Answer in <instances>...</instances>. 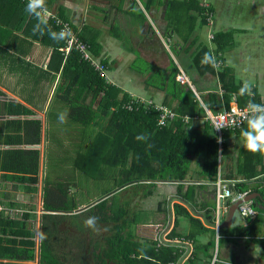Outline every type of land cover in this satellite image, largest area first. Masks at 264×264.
Listing matches in <instances>:
<instances>
[{"label": "crops", "instance_id": "obj_1", "mask_svg": "<svg viewBox=\"0 0 264 264\" xmlns=\"http://www.w3.org/2000/svg\"><path fill=\"white\" fill-rule=\"evenodd\" d=\"M22 1L27 2V0ZM198 1L207 9L213 8V13L206 14V25L203 27L199 25L197 19L195 30L190 36L189 32L194 20H189V16L198 18V12L180 11L174 19L177 30H179L175 32L171 28V30L168 29V0H47L49 5L46 9L52 16L48 17V22L54 21V25L50 28L58 27L55 19L66 22L80 39L83 36L85 41L95 45L96 53H93L95 59L108 65V70L104 72L108 81L127 93L131 97V102L140 100L145 101V104L153 102L163 105V102L167 100L170 107L163 106L178 113L175 109L179 100L172 96L170 86L163 78L171 62H174L179 70L176 81L181 86H188L198 98L208 97L211 93L218 94L221 104L217 113L226 111L232 106H239L235 94L232 95L229 108L224 106L222 101L224 91L215 75L211 73H206L204 76L199 75L194 64V57L202 46H206L210 51L215 71L218 73L224 67L230 68L237 81L242 82L247 88L248 95L252 98L257 95L261 102L258 104H264V0H250V5L243 0ZM207 15L208 18L212 16V24L208 22L209 20L207 21ZM236 16H241L242 19ZM228 31L234 32V40L224 51H220L215 43L216 34ZM16 34L20 33L16 31ZM15 41V51L0 44V49L6 50V53L0 51V91L2 92L0 112L4 113L6 110V105H3L6 102H16L24 105L32 114L26 116L0 114V129L3 127L2 123L9 120H40L42 124L41 141L40 144L35 145H0V149L39 150V169L38 180L35 183L27 179L21 181L8 179L5 173L0 171V218L17 221L23 219L25 214H31L32 217L28 220L32 225V236L29 239L34 242V259L31 261L0 260L1 262L41 264L44 254L42 243L47 240V254L52 255L62 264H117L116 258H110V252L112 248H117L119 243L123 242H120L118 237L120 222L117 217L113 218V215L118 214L120 209L126 208L128 212L121 222L126 221L127 227L129 222L140 224L134 236L127 235L128 229L125 228L126 244L147 245L150 248L156 247V250L174 249V259L166 262L157 261V264H264V245L262 242H256V240L264 239V223L260 225L261 231L257 235L237 233L239 227H246L249 224L247 219L257 218L258 215L254 218H242L239 210L240 203L233 218L229 221L230 208L239 202H232L228 199V205L224 204L225 208L220 212V224L217 226L216 184L218 180L227 181L233 192H239L234 186L236 182L242 180V177L237 174L238 162L242 158L240 155L244 150L238 142L242 139L241 132L226 131L223 140L224 149L220 152L216 132L206 120L209 112L216 113L208 107L204 115L196 117L178 113L181 116H189L190 122L186 123L179 119L170 122L166 127L180 121L188 126L187 131L190 134L203 141L207 140L205 126L209 125L212 128L219 148L215 182L211 183L202 175L205 164L209 161V154L204 151L193 158L189 179L183 183L185 191L189 186L194 188L193 197L190 196L186 201H181L177 193L178 182H158L151 194L149 192L152 189L147 186V183L125 187L133 190L129 196H138L139 199L135 197L130 200L128 196H125L120 205L115 206L114 203L109 202L107 197H110L112 192L89 205L80 203V200L74 196L79 189L75 179L78 177L79 170L74 169L73 163L78 152L85 151L84 149L98 134L101 126L93 123L86 129L82 124L72 122L68 115L69 108L63 106L62 109V103L55 98L59 75L54 83L48 86L42 84L45 88L40 90L39 79L36 72L33 75L32 66L47 69V63L52 55L51 49H44L36 41H32V44H25L22 40ZM62 52L65 53V51ZM68 54L65 53V55ZM28 65L31 67L29 68ZM23 70H30V76L25 75ZM179 77H183L184 81L179 80ZM97 105L98 103L95 102L93 108L96 109ZM128 105L129 102L124 107ZM61 113L66 114L63 122L58 119ZM54 126H59L62 133H68L66 130L72 128L71 133H68L71 136V148L60 154L63 156V161H66V165L68 161H71L68 168L70 173L59 181L53 180L48 171L49 165L46 166L47 155L56 152V145L52 139L55 136ZM113 155L115 158L111 157L112 159L117 160L120 157L112 152ZM110 169L111 179L113 181L114 178L117 183L116 191H125L118 187L122 168L112 166ZM114 169H117V172L113 171ZM228 175H232L234 179H226ZM72 177L73 180L70 181ZM74 180L75 184H73ZM90 181L94 185L93 179ZM253 182L264 185V177L250 181V183ZM244 192L249 193L248 198L251 195L256 196L255 198L260 196L258 192L250 190ZM46 193L51 194L52 200L49 199L51 205L55 206L57 202L55 199L60 197L64 206L73 211L46 212L44 207ZM104 199H108L104 207L107 217L102 216L101 225L95 226L93 232L96 234L94 233V238H92L93 242L90 239L93 233L89 232V235H84L85 239H80L83 238L82 234L85 231L75 233L70 223L64 226L66 229L61 238L68 251L58 253L55 248L58 234L50 231L45 237L42 233L43 215L60 214L67 223V217L79 215L75 214L78 209L96 207ZM176 203L187 208L191 216L200 220L207 231L199 234L200 228L194 226L188 218L181 216L178 218L176 235L172 236L177 219ZM133 204H136L135 209L138 208L129 220ZM40 208L44 213L41 212V216L39 214L37 218L35 209ZM210 211H212L211 222L207 220V214ZM57 220L56 218L49 220V225L53 227ZM103 225L107 232L104 236H102L103 231H100ZM226 229L232 232L225 234ZM99 233L100 238L97 239ZM211 243L213 244L209 245ZM208 246L209 250L205 251ZM98 247L99 250L96 249ZM67 258H72V260Z\"/></svg>", "mask_w": 264, "mask_h": 264}, {"label": "trees", "instance_id": "obj_2", "mask_svg": "<svg viewBox=\"0 0 264 264\" xmlns=\"http://www.w3.org/2000/svg\"><path fill=\"white\" fill-rule=\"evenodd\" d=\"M25 4L26 2L22 0H0V44L15 51L14 40H16L15 42L22 40L25 44H32V41H36L44 49H51L52 55L47 63V69L32 66L33 75L35 72L37 73L40 90L45 88L42 84L48 86L54 83L57 75H59L55 98L62 103V109L63 106L69 108L68 115L72 122L82 124L86 129L91 127L93 123L101 126L98 134L84 149L85 151L78 152L73 163L74 169L82 172L88 179L99 180L106 175L104 172L107 168L121 167L122 176L120 178L122 179L120 180L121 183L118 184L119 189L147 183V186L152 189L150 194L157 187L158 182H178L177 193L181 201H186L194 195L192 186H189L185 191V185H183L189 179L190 165L194 157L206 151L209 154V161L205 164L202 175L204 178H208L211 183L215 182L219 148L209 125L205 126L207 140L203 141L190 134L187 131L188 126L180 121L174 122L168 127L160 128L158 126L159 111L154 106H147L140 100H136L133 110L124 107L128 102H131V97L124 93L121 88L110 83L105 73L96 70L93 64L84 60L82 54L75 48L68 55L61 51V48L67 44V37L64 40L55 41L49 37L47 31L43 34L38 31L33 32L36 20L25 13ZM47 5L49 4L45 0V6ZM191 10L198 12V18L189 16V20H194L189 36L195 30L197 19L201 27L206 25V14L213 13V8L203 7L198 0H168V29L171 28L175 32L179 31L175 24V17L179 15L180 11L189 13ZM48 24L49 26L54 25V21L50 20ZM51 29L60 30L58 27H51ZM16 31L20 34H16ZM81 40L94 56L96 53L95 45L85 41L83 36ZM233 40V31L218 32L215 37V43L220 51H224ZM0 51L6 53L4 49H0ZM194 58V64L200 76L211 73L219 80L224 91L222 101L227 109L234 94L238 98L240 107L246 106L249 101L261 103L257 95L253 98L248 95L247 88L241 93V88L245 87L242 82L237 81L230 68L224 67L218 73L215 71L210 51L206 46H202ZM101 65L105 71L108 70L107 63L101 62ZM28 66L31 67V65ZM23 73L30 76V70H23ZM178 73L177 66L171 62L170 68L165 71L163 77L170 86L172 96L179 100L175 109L178 113L191 117L204 115L205 108L202 105H207L214 113L219 111L218 107L221 103L218 94L211 93L208 97L200 96L198 98L192 89L188 86L183 87L176 81ZM0 95H2L1 91ZM95 102L98 103L96 109L93 108ZM3 105H6V110L4 113L0 112L2 115L26 116L32 114L28 108L20 103L6 102ZM163 105L170 107L167 100L163 102ZM2 125L0 145L40 144L42 129L40 120H9ZM245 127L246 123L243 129ZM242 130L234 132L239 133ZM112 152L118 154L119 159H112L111 157L115 158L114 155L112 156ZM252 153L244 149L243 154L240 155L242 158L240 157L241 160L239 158L237 174L242 177V180L236 182L234 187L239 192L250 190L260 193V196L253 200L258 216L254 218L255 220L247 219L249 224L237 229L239 235H257L261 231L260 225L264 223V185L250 183L255 178L264 177V155L260 152ZM39 157V150L0 149V171L4 172L8 179L16 181L27 179L35 183L38 180ZM226 179L233 180L234 177L228 175ZM49 199L52 200L51 194L46 193L44 206L46 212L73 211L64 206L60 197L55 199L57 201L55 206L50 204ZM107 201L108 199L101 200L96 207H105ZM125 204L127 205V203ZM175 211L177 219L172 236L176 235L178 218L181 216L188 218L194 226H198L200 228L199 234L207 231L201 221L192 217L182 204L176 203ZM127 212L126 208H122L118 214L114 213L113 215V218L117 217L120 222L118 237L119 241L123 243H119L117 248L111 249L110 258H116L117 264H157V261L166 262L175 258L173 248L156 250V247L150 248L147 245L126 244L124 239L127 238L124 232L125 228L128 227L126 221L121 222V220ZM30 217H32L31 214H25L23 219L17 221H7L0 218V260L31 261L34 259V242L29 239L32 236V225L28 220ZM53 218L60 219L62 215H43L42 233L45 237L50 231L56 232L59 227L57 223L53 227L49 225V220ZM207 220L212 221V211L207 214ZM231 232L226 229L224 233ZM256 242H262L264 245V239L256 240ZM209 248V246L206 247L205 251H208ZM42 249L44 254L41 264H62L52 255L47 254V240L42 243ZM0 264L14 263L0 261Z\"/></svg>", "mask_w": 264, "mask_h": 264}, {"label": "rangeland", "instance_id": "obj_3", "mask_svg": "<svg viewBox=\"0 0 264 264\" xmlns=\"http://www.w3.org/2000/svg\"><path fill=\"white\" fill-rule=\"evenodd\" d=\"M243 1L248 2V4L250 5V0H243ZM249 13L248 14L246 13V14L249 15ZM236 17L238 19H239V17H240V19H242L241 16H236ZM235 21H239V20H235ZM64 130H66V129H64ZM61 131L62 130L59 129V126H54L53 133L55 134V136L52 137V139L56 145V152H54V153L52 152L49 155H47V157H46V166L49 165L48 171H49L50 176L53 178L54 181L63 180V177H65L66 174L70 173L68 168H69V162H71V161H68V163L66 165V161H63V159H62L63 156H60V154L62 152L65 153V150L68 151L69 148H71V146H70L71 136H69L68 133H71L72 128H69L68 130H66L68 133H65V132L62 133ZM50 147H52V145H50ZM113 171L117 172V169H114ZM104 173L106 175L102 179L93 180L94 185H92L90 179H88L82 172L78 171V173H77L78 177H76L75 179H76V183H77V186L79 187V189H77V194H74V196H76L80 200V203H85L86 205H89L93 201H97V200L102 199L103 197H106L105 195H107L110 192H112V194L110 197H107V198H109V202L114 203L115 206L117 204L120 205L122 198L125 196L126 197L128 196L130 198V200H132L131 198H135V197H136V199H139L138 196H134V197L129 196L131 194V192H133V190H131V188L130 189L125 188V191H123V192L116 191L117 183L114 181V178H113V181L111 179L112 171H111L110 167L107 168ZM121 179L122 178H119L118 184L121 183V181H120ZM72 180H73V177L70 178V181H72ZM73 184H75V180H74ZM135 205L136 204H133V209L131 210V212H132L131 215H129V220L137 212L138 207L135 209ZM41 212L44 213L41 210V208L35 209V214L37 215V218H38L39 214L41 216ZM65 214H68V213H65ZM75 214H79V215H77L75 217L74 216L67 217V220H68L67 223L64 222L63 217L56 221L57 225L59 224V227L56 231L58 234L57 235L58 240L56 241L57 244H55V248H56L58 253L68 251V249L64 247V242L61 239L62 233L66 229V228H64V226H68L71 223L70 225H72L73 228L75 229V233H76V231L77 232L78 231H85L84 234H82L83 238H80V239H85L84 235H89V232L93 233L91 235V238H90L92 240V238H94L95 232H93V230H94L95 226H97L98 224L101 225L102 216L107 217L106 211H105L103 206L86 208V209L82 208L81 210L78 209L75 212ZM108 216H109V213H108ZM89 217H95L96 218L94 227H88L85 225V221ZM128 225L129 226L127 228L128 229L127 235L132 234L134 236V232L140 226V224L137 225L134 222H129ZM36 227H38V226H36ZM36 227L34 229L35 232H36ZM101 228H103L100 230L101 232L103 231L102 236L106 235L107 232H106L105 226L103 225ZM97 237H98L97 239L100 238V233L97 235ZM92 242H93V240H92ZM95 243H97V242H95ZM96 249L99 250V247ZM67 259L70 261L72 260V258H67Z\"/></svg>", "mask_w": 264, "mask_h": 264}, {"label": "built area", "instance_id": "obj_4", "mask_svg": "<svg viewBox=\"0 0 264 264\" xmlns=\"http://www.w3.org/2000/svg\"><path fill=\"white\" fill-rule=\"evenodd\" d=\"M209 14V13H208ZM52 17L51 15H49ZM56 20V25L60 27V29H64L66 31H70L71 35L68 37L67 46L61 51H65L68 54L73 48L79 51L82 54L84 60L93 64V66L101 73L105 72V69L101 65L97 59L94 58L92 53L90 52L88 46L78 37L77 33L73 32L70 25L66 22H62L58 19ZM209 20V21H208ZM207 21L212 24V16L210 15ZM179 80L184 81L183 77H179ZM145 103V101H141ZM147 106H154L155 109L159 111L158 117V126L163 128L166 127L170 122L176 120H183L184 122H190L189 116H181L175 111L163 106L157 105L153 102H146ZM134 102L129 103L127 108L129 110H133ZM249 113L246 111L245 107L232 106L230 109L219 112L216 114H209L206 117V120L210 122L213 126L216 135L217 141L219 144L220 152H223V140L224 134L226 131H236L242 130L246 120L248 118ZM219 128V129H217ZM249 196L248 192H233L230 189V186L227 184V181L219 179L216 184V202L218 205V215H217V226L220 224V212L223 210L224 204L226 200H231L232 202H240V214L242 218H254L258 215V211L254 208L253 200H247ZM13 213V211H10Z\"/></svg>", "mask_w": 264, "mask_h": 264}, {"label": "clouds", "instance_id": "obj_5", "mask_svg": "<svg viewBox=\"0 0 264 264\" xmlns=\"http://www.w3.org/2000/svg\"><path fill=\"white\" fill-rule=\"evenodd\" d=\"M24 11L36 20L33 27L34 33L38 31L40 34H43L47 31L49 37L55 41L64 40L71 35L70 31L64 29L54 31L50 28L48 24L50 13L46 9L45 0H27ZM245 90L246 88H241L240 91L243 93ZM202 107L207 110L208 106L202 105ZM246 111L249 113L246 120V127L241 131L240 136L242 139L238 142L249 152H260L264 154V104H257L249 101L246 105ZM65 115V113H61L58 116V119L63 122ZM95 221V217H89L85 221V225L88 227H94Z\"/></svg>", "mask_w": 264, "mask_h": 264}, {"label": "water", "instance_id": "obj_6", "mask_svg": "<svg viewBox=\"0 0 264 264\" xmlns=\"http://www.w3.org/2000/svg\"><path fill=\"white\" fill-rule=\"evenodd\" d=\"M255 197L256 196L251 195L249 198H247V200H250V199L254 200ZM228 203H229V200H227L225 204L228 205ZM239 205H240V202L230 208V214H229V218H228L229 221L233 218L235 211L238 209Z\"/></svg>", "mask_w": 264, "mask_h": 264}]
</instances>
